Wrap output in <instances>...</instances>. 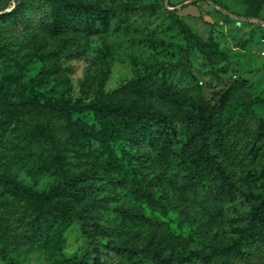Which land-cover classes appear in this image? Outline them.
I'll return each mask as SVG.
<instances>
[{"label": "rangeland", "instance_id": "374dc122", "mask_svg": "<svg viewBox=\"0 0 264 264\" xmlns=\"http://www.w3.org/2000/svg\"><path fill=\"white\" fill-rule=\"evenodd\" d=\"M18 1L0 0V212L7 217L0 226V264H90L83 256L89 245L75 226L62 250L25 244L26 237H36L33 206L19 189L42 194L66 176L81 179L87 190L83 207L108 228L110 237L102 243L140 249L150 245L174 259L208 252L215 244H232L249 227L257 206L264 159L245 167L231 165L239 185L232 202L213 201L207 196L206 180L201 179L198 202L221 209L209 232L198 220H183L173 208L146 209L150 220L132 222L121 212L133 207L134 200L102 174L88 176L89 164L75 161V147L63 129L71 116L96 130V104L119 106L123 100L150 106L156 113L184 114L121 90L148 69L184 62L215 112V123L228 132V143L245 153L253 145L263 147L264 61L259 52L264 33L259 25L242 19L257 15L264 20V0H79L85 8L104 3L108 23L92 34L73 30L66 38L51 33L50 0H26L20 11L15 9ZM189 34L206 43V51L214 53L212 61L192 44ZM12 103L25 112H13ZM82 105L92 109L77 112ZM196 127L195 120L167 127L170 133L175 131L174 154L171 166L158 170L157 182L168 204L174 199L165 180L189 171L181 145ZM91 143L98 144L94 139ZM94 165L102 170L99 162ZM251 177L254 180L249 182ZM11 204L19 208L17 214ZM141 251L140 264H157L150 250ZM243 251L229 257V264H264L263 241L243 246Z\"/></svg>", "mask_w": 264, "mask_h": 264}, {"label": "trees", "instance_id": "16d2710c", "mask_svg": "<svg viewBox=\"0 0 264 264\" xmlns=\"http://www.w3.org/2000/svg\"><path fill=\"white\" fill-rule=\"evenodd\" d=\"M50 1V30L54 38H66L72 35L73 30L92 34L108 23L106 6L102 2L85 8L79 0ZM25 3L26 0L18 1L15 9L20 11ZM103 16L105 19L101 20ZM249 18L260 17L249 15L245 19ZM189 37L199 52L212 61L214 53L206 51V43L193 34H189ZM121 90L185 113L173 116L156 113L150 106L131 100H123L119 106L110 104L103 108L96 104V130L71 116L63 129V135L70 137L75 147V161L89 164L86 168L89 170L88 176L102 174L109 183L124 190L134 200L133 207L121 212L124 219L148 221L150 218L145 214L146 209L173 208L183 220H198L200 226L203 225L209 232L219 219L221 209H209L198 202L201 179L206 180V193L213 201H234L239 185L233 178L236 171L231 165H255L264 159V146L253 145L245 153L228 143V132L220 123H215V112L204 101L198 80L184 62L148 69L126 82ZM11 106L18 115L25 112L19 104L12 103ZM91 109L88 105H82L77 112ZM189 120H195L197 127L182 143L181 152L189 160L190 169L178 178L165 180L174 199L168 204L157 182L158 170L169 168L174 154L172 135H175V131L170 133L167 127L177 121ZM260 121L264 124V118ZM91 139L98 144L92 146ZM220 155L227 159H221ZM97 162L102 170L99 165H94ZM80 180L66 176L42 194L31 188L19 189L21 196L29 199L33 206L32 227L36 237H26L25 244L50 245L62 250L66 246L67 233L75 226L89 245L83 256L90 260V264H140L139 255L144 249L150 250L157 264H173L175 261L229 264V257L244 253L243 246L256 241L264 242V184L260 187V198L256 197L258 203L249 227L244 228L232 244H215L208 252L177 255L174 259L169 255L165 257L164 249L150 245L140 249L138 246L121 248L102 243V239L110 237V232L83 207L87 190ZM252 180L253 177L249 182ZM250 195H253L251 191ZM11 207L16 209V214L19 212L15 204H11ZM6 218L0 212V226L5 225ZM216 256L222 259L215 261Z\"/></svg>", "mask_w": 264, "mask_h": 264}, {"label": "built area", "instance_id": "2783aa9c", "mask_svg": "<svg viewBox=\"0 0 264 264\" xmlns=\"http://www.w3.org/2000/svg\"><path fill=\"white\" fill-rule=\"evenodd\" d=\"M245 20H246L247 22L252 23V24H257V25H259L261 28L264 29V21H263L262 19H260V18L242 19V21H245ZM263 33H264V32H263ZM261 41H262V48H261L259 54H260L262 60L264 61V37L261 39Z\"/></svg>", "mask_w": 264, "mask_h": 264}]
</instances>
